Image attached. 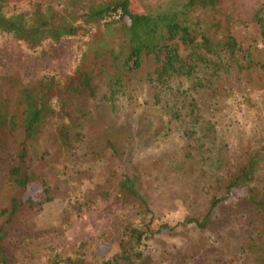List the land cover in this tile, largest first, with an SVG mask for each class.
<instances>
[{"label": "rangeland", "instance_id": "rangeland-1", "mask_svg": "<svg viewBox=\"0 0 264 264\" xmlns=\"http://www.w3.org/2000/svg\"><path fill=\"white\" fill-rule=\"evenodd\" d=\"M32 1L8 0V9H25ZM158 1L163 0H144L147 4ZM260 1L232 0L237 10L233 34L249 48L254 61L248 71L213 77V88H199L198 93L194 89L188 92L192 84L185 77L172 76L163 86L151 84L149 76L157 67L151 55L143 57L138 69L126 72L117 146L122 161L127 158L130 169L139 175V191L150 206L152 226L163 220L173 227L133 244L124 228L141 227L148 216L136 203L122 199L117 187L107 190L102 186L98 172L84 175L88 166L73 162L74 157L66 158L58 148L56 156H61L62 166L53 164L66 173L59 175L56 183L61 185L62 178L80 179L68 183L63 196L23 208L13 218L10 232L16 244L15 264H48L56 254L57 260L65 261L78 249L88 264H102L124 245L126 252L141 251V257H129L118 264H224L223 260L235 253L239 259H231L229 264H249L244 260V246L249 241L248 220L254 214L251 207L237 203L244 190L230 192L214 210L209 228L201 230L181 222L200 218L207 211L215 186H221L249 152H264V45L258 26L251 21ZM52 2L62 6V0ZM132 3L138 4L137 0ZM98 29L102 26L91 32ZM88 39L66 37L28 49L0 32V90L6 89L15 101L24 87L35 85L43 76H53L62 85L73 74ZM178 50L183 55L187 52L180 43ZM187 94L195 103L190 115L188 106L183 107L189 101ZM181 99L185 102L180 103ZM176 102L182 106L180 113ZM200 125L203 129L197 134ZM46 144L47 140L38 141L39 152ZM14 154V150H0V208L16 193L8 185L6 173L9 156Z\"/></svg>", "mask_w": 264, "mask_h": 264}, {"label": "trees", "instance_id": "trees-1", "mask_svg": "<svg viewBox=\"0 0 264 264\" xmlns=\"http://www.w3.org/2000/svg\"><path fill=\"white\" fill-rule=\"evenodd\" d=\"M137 2L135 6L132 0H62L59 8L52 0H33L25 9H8V0H0V32L10 34L28 49L48 41L58 43L66 37H89L73 74L62 85L53 76H43L35 85L24 87L15 101L6 89L0 90V150L15 152L9 156L6 173L8 185L16 191L8 205L0 208V264H15L16 244L10 228L17 213L63 196L69 190L68 183L80 179L74 176L62 178L61 185L56 183L58 176L66 173L63 167L54 165L57 162L62 166L61 156H56L58 148L66 158L74 157L73 162L88 166L83 169L84 175L98 172L102 186L107 190L117 187L122 199L136 203L148 216L142 220L143 226L124 228L133 244L173 227L163 220L152 226L150 206L139 191V175L130 169L127 158L122 161L117 146L126 72L138 69L143 57L151 55L157 63L149 76L151 84L163 86L172 76L185 77L192 84L188 92L194 89L198 93L199 88H213V77L248 71L254 61L249 48L233 34L237 10L232 0ZM251 21L258 26L264 45V0L255 6ZM99 26L102 29L91 32ZM178 43L185 46L184 55ZM191 98L188 95V104L183 106H188V115L195 107ZM176 106L180 113L182 106L179 102ZM202 129L200 125L197 134ZM40 139L47 144L39 152ZM53 167L55 171H49ZM215 189L207 211L200 218H186L181 223L194 224L201 230L209 228L214 210L223 205L230 192L244 190L237 203L251 207L254 214L248 220L244 260L264 264V152H249ZM24 194L29 196L24 199ZM120 248L121 252L102 264L141 257V251L136 254L126 252L125 245ZM56 256L47 263L88 264L79 249L65 261ZM237 258L239 254H232L223 263Z\"/></svg>", "mask_w": 264, "mask_h": 264}]
</instances>
